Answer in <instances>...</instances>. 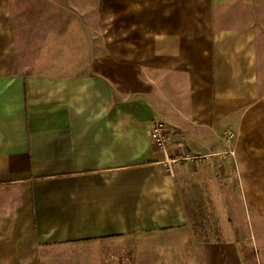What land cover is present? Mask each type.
I'll use <instances>...</instances> for the list:
<instances>
[{
  "label": "crops",
  "instance_id": "crops-1",
  "mask_svg": "<svg viewBox=\"0 0 264 264\" xmlns=\"http://www.w3.org/2000/svg\"><path fill=\"white\" fill-rule=\"evenodd\" d=\"M0 264H264V0H0Z\"/></svg>",
  "mask_w": 264,
  "mask_h": 264
},
{
  "label": "rangeland",
  "instance_id": "rangeland-1",
  "mask_svg": "<svg viewBox=\"0 0 264 264\" xmlns=\"http://www.w3.org/2000/svg\"><path fill=\"white\" fill-rule=\"evenodd\" d=\"M169 156L174 157L175 155H169ZM200 161L201 159L193 161V162L196 164L197 162H200ZM184 162L185 161L180 162V163H174L171 166H169V168H172L173 166H176V165H181ZM200 164H203V163L201 162ZM204 171L206 172L205 169ZM201 181H204V178H202ZM204 182L200 184H203L205 186L206 185L209 186L210 184H215L214 192H211V193L209 192L210 199L214 202H212L209 199V197H204L203 193H201L202 191H199L201 194V197L197 198V200L200 202V201H207V199H209L211 203H214L216 208L213 210L206 209V208H201V209L195 208L198 212H201V215L203 216H200L196 212V210H193L195 214V216L192 217L194 220L193 226L196 232L199 234V233L210 231L211 236H215L218 239H225L226 237L229 236L230 234L229 232L231 231L238 238L240 237V240H243L245 236V229H244L245 210H244V207L239 205L241 202V198H240V193L238 192V189L234 193L232 192L233 187H234L233 184L229 185L228 183H224V181L222 180L217 181L214 177H211V176L208 179L206 178ZM229 188L231 189V191L229 190ZM197 193L198 192H196L194 196L197 197ZM235 199L237 200V203H234L233 200ZM195 201L196 199L192 201V204ZM211 213L213 215H211ZM205 214H208V215L206 216ZM248 242L251 243L250 240ZM252 248L254 249V247Z\"/></svg>",
  "mask_w": 264,
  "mask_h": 264
},
{
  "label": "built area",
  "instance_id": "built-area-1",
  "mask_svg": "<svg viewBox=\"0 0 264 264\" xmlns=\"http://www.w3.org/2000/svg\"><path fill=\"white\" fill-rule=\"evenodd\" d=\"M227 138H233V133L229 131L227 134ZM151 139L155 146V148L164 153L166 159L164 160V164L171 166L174 163L180 162H188V161H196L202 158V156L194 155L189 152L176 154L174 157L168 155V145L170 142V134L167 128V125L162 120H155L153 122V127L151 130Z\"/></svg>",
  "mask_w": 264,
  "mask_h": 264
}]
</instances>
